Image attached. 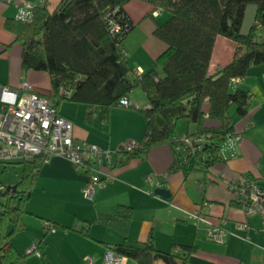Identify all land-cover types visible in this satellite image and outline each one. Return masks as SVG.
<instances>
[{
    "label": "crops",
    "instance_id": "crops-1",
    "mask_svg": "<svg viewBox=\"0 0 264 264\" xmlns=\"http://www.w3.org/2000/svg\"><path fill=\"white\" fill-rule=\"evenodd\" d=\"M35 6L48 5L55 9L60 0H26ZM20 0H0V87L19 90L23 83L31 84L33 91L52 96L53 86L48 72L22 67V44L15 42V35L5 27L7 19H16ZM134 23L132 31L124 39L128 62L143 73L158 67L156 58L166 44L153 33L156 20L163 22L168 14L155 10L147 0H131L125 5ZM152 15H149L151 14ZM256 7L249 5L243 23L247 33L255 21ZM136 32V33H135ZM135 33V34H134ZM128 39V40H126ZM141 49L140 59L132 66L128 50ZM154 49H148L146 43ZM237 44L223 36L216 39L210 63V73H216L233 59ZM135 60V58H133ZM242 87L251 93L250 110L246 117L233 111L235 134L240 139L227 147L225 161L209 172L182 170L169 174L175 154L169 144L153 147L144 159H132L127 165L105 167L96 164L101 179L110 173L104 187H97L92 200L85 197L83 189L89 172L70 159L52 155L43 164L30 198L26 203L28 214L24 216L25 231L13 238L16 249L26 255V264H106L105 254L124 241L117 230L101 223V214H115L120 204L132 206L133 217L127 238L132 241H152L157 249L182 253V245H196L191 258L196 264H264V223L259 215H246L232 202L226 181L239 175L250 177L264 188V64L252 65L247 75L235 81L232 89ZM137 86L127 97L129 106L111 110L107 131L100 127V110L92 122L85 120V106L62 100L59 112L73 122V134L77 140L94 143L108 149L119 150L130 141H140L147 125L141 108L149 105L144 92L142 100L132 98L140 89ZM2 111L0 104V112ZM193 126L182 119L177 125V136L182 137ZM97 173V172H96ZM153 175L157 187L169 189L171 197L165 199L148 192L147 177ZM208 181V182H207ZM210 181V182H209ZM210 222L224 230V241L218 243L209 238ZM59 224L68 229L50 231L47 225ZM247 224L248 228L240 225ZM40 244L41 257H30L29 249ZM92 258V263L86 260ZM123 264H138L123 257Z\"/></svg>",
    "mask_w": 264,
    "mask_h": 264
},
{
    "label": "trees",
    "instance_id": "trees-1",
    "mask_svg": "<svg viewBox=\"0 0 264 264\" xmlns=\"http://www.w3.org/2000/svg\"><path fill=\"white\" fill-rule=\"evenodd\" d=\"M129 1L60 0L53 10L48 5H33L28 19H7L5 27L23 46V69L49 73L56 106L64 99L83 104L89 123L99 109L100 127L107 132L111 110L123 106L135 87L143 89L149 100L141 108L147 121L145 132L137 148L116 150L114 167L132 159L144 160L153 147L169 144L175 154L169 174L179 170L185 175L207 173L226 159L227 141L235 134L233 111L246 117L250 110V91L232 89V85L252 65L264 64V0H147L153 9L168 14L163 22L156 20L153 31L166 44L156 60L162 74L153 68L134 78L123 46L134 27L125 10ZM249 5L256 7V16L244 33ZM219 36L234 41L237 49L229 64L211 74ZM182 119L193 126L184 136L204 138L200 150L185 144L184 136H177ZM46 159L39 155L13 162L23 163L21 179L15 190L12 186L0 190V264H26V255L16 249L13 238L25 231L26 203ZM232 202L237 205L233 198ZM132 217V206L125 204L115 214L99 216L101 223L124 236L113 248L116 254L138 264H196L191 258L196 245H182L183 252L178 253L157 249L152 241L128 239Z\"/></svg>",
    "mask_w": 264,
    "mask_h": 264
},
{
    "label": "built area",
    "instance_id": "built-area-1",
    "mask_svg": "<svg viewBox=\"0 0 264 264\" xmlns=\"http://www.w3.org/2000/svg\"><path fill=\"white\" fill-rule=\"evenodd\" d=\"M19 3L17 17L26 20L30 17L33 4L26 0H20ZM114 29L119 30V26ZM135 73L139 77L143 72L137 69ZM60 92L68 94L62 89ZM0 104V163L29 161L39 155L47 158L52 155L66 157L89 172V179L83 189L89 200L94 198L97 187H104L113 178L107 173L106 178L101 179L94 167L96 164L112 167L116 152L94 143L77 140L73 134V122L59 112L52 96L33 91L31 84L25 82L19 90L0 87ZM122 105L129 106V101L124 99ZM239 139L240 136L234 134L227 143L231 146ZM183 140L185 144L199 150L204 143V138L184 136ZM138 146V141H130L122 148L132 150ZM147 181L150 184L148 192H153L157 185L154 176L149 175ZM226 183L234 202L242 211L246 215L261 216L264 223V188L243 175ZM240 227L248 228V225L242 224ZM47 229L55 231L51 224L47 225ZM209 238L223 243L224 230L219 224L210 222ZM29 252H36V246L33 245ZM104 257L106 264H123V257L113 250L106 252ZM86 260L92 263L91 257H86Z\"/></svg>",
    "mask_w": 264,
    "mask_h": 264
},
{
    "label": "rangeland",
    "instance_id": "rangeland-1",
    "mask_svg": "<svg viewBox=\"0 0 264 264\" xmlns=\"http://www.w3.org/2000/svg\"><path fill=\"white\" fill-rule=\"evenodd\" d=\"M126 40H128V39H126ZM126 40H125V42H126ZM127 42L125 43V47L128 50L129 60L131 61L132 66H134L135 65V61L140 59L139 58L140 57L139 54L141 52V49H139V51L136 52L137 54H135L134 52H132V51H134V49H131V48L129 49L128 48ZM145 45H146V47L148 49H154L153 46L152 47L150 46V42L149 43L147 42ZM136 56H139V57H136ZM133 58H135V60ZM156 60H157V58H156ZM161 70H162V68H161ZM142 94H144V92H143V89L140 88L136 92V95L135 94H131L130 96L132 98H136L137 97L139 100H142V98H143ZM106 133H108V132H106ZM111 150L116 152V149H111ZM115 155H116V153H115ZM5 165L6 164H4V163H0V190L4 189V188L11 187V186H15L18 183V181L21 179L22 172H23V163H12V164H8L7 166H5ZM158 184L159 183H157L156 187L159 186ZM0 198H2V197H0ZM34 245L37 246L38 244L36 243ZM35 256H38V258L41 257L39 248H38V250L35 253H32L29 256V258L30 257L32 258V257H35ZM44 264H46V262Z\"/></svg>",
    "mask_w": 264,
    "mask_h": 264
},
{
    "label": "water",
    "instance_id": "water-1",
    "mask_svg": "<svg viewBox=\"0 0 264 264\" xmlns=\"http://www.w3.org/2000/svg\"><path fill=\"white\" fill-rule=\"evenodd\" d=\"M12 187L14 190L16 189V185ZM154 193L165 199H169L171 197V192L169 191V189L164 188V187L155 188Z\"/></svg>",
    "mask_w": 264,
    "mask_h": 264
}]
</instances>
